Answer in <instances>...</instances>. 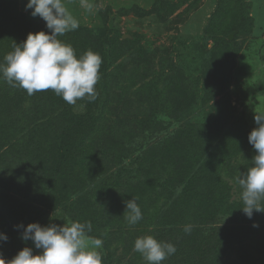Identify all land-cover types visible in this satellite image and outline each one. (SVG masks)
Returning <instances> with one entry per match:
<instances>
[{
	"label": "rangeland",
	"instance_id": "rangeland-1",
	"mask_svg": "<svg viewBox=\"0 0 264 264\" xmlns=\"http://www.w3.org/2000/svg\"><path fill=\"white\" fill-rule=\"evenodd\" d=\"M63 2L79 27L58 39L77 57L91 50L102 58L98 96L70 105L55 94L64 119L76 121L64 135L46 125L47 144L68 138L62 174L40 175L26 139L4 143L0 177L25 171L35 179L5 197L16 212L14 250L0 257L14 258L19 244L41 254L18 225L90 221L109 245L98 249L102 264H146L134 241L149 235L179 247L161 264H264V212L244 214L237 180L253 166L248 136L255 110H264V0ZM26 3L0 0V46L50 33ZM33 102L11 112L24 127L34 123ZM132 198L143 218L130 226Z\"/></svg>",
	"mask_w": 264,
	"mask_h": 264
},
{
	"label": "clouds",
	"instance_id": "clouds-1",
	"mask_svg": "<svg viewBox=\"0 0 264 264\" xmlns=\"http://www.w3.org/2000/svg\"><path fill=\"white\" fill-rule=\"evenodd\" d=\"M26 10L31 9L33 17L39 16L46 22L50 33L39 31L29 33L25 41L14 44V50L7 53L0 63V78L11 87L26 90L29 96L36 92L52 90L70 105L87 98L88 102L97 99L95 85L100 79L102 58L89 50L77 57L69 44L58 39L67 32L79 27L66 8L63 0H27ZM254 121L257 125L248 136L249 143L256 151L253 166L237 178L242 189V211L252 218L254 211L264 212V110H255ZM125 218L130 226L137 224L143 217L136 199L125 202ZM258 227V225H253ZM22 239L31 240L41 254L33 255V249L25 247L11 260L0 257V264H102L98 249L103 245L100 238H90L91 222H69L63 226L39 223L22 224ZM191 225L184 227L190 234ZM8 237L0 233V241ZM134 251L141 254L146 264H161L177 251L169 242L158 241L153 236L138 237L134 241Z\"/></svg>",
	"mask_w": 264,
	"mask_h": 264
},
{
	"label": "trees",
	"instance_id": "trees-1",
	"mask_svg": "<svg viewBox=\"0 0 264 264\" xmlns=\"http://www.w3.org/2000/svg\"><path fill=\"white\" fill-rule=\"evenodd\" d=\"M20 24L21 27L28 28L29 26H31V24H28L27 22L21 23L20 21ZM13 50L14 46H11V44L0 46V63H3L4 56ZM0 84L6 86L4 90H6L7 92L6 98L3 97V95L0 96V151L3 150L5 146L4 143L8 142L12 137L18 136L20 137V139H26L27 141H29L28 143L26 142V144H24V149L26 151L25 156L28 157V160L31 165H33V163H37V161L38 163L40 162V175L45 174L46 176L50 175L51 177H55L62 174L64 172L63 160L65 159L63 152L67 148L68 138L66 139V137L58 135L53 139H49L50 143L47 144V139L44 138L48 135V132L45 130L47 127L46 125L53 126L55 128V131H63L64 133H62V135H64L66 133L71 134L70 129L76 124V121L71 122V124L73 125L72 126L69 121L64 119L63 115L65 114V109L59 107L60 102L56 100L55 93L52 90L36 92L32 96H29L26 90L19 87H11L2 78H0ZM30 98L31 100H34L33 103H35V108L33 109L34 111L32 113L34 115V123L30 124V126L28 125V127H24L23 125H21V123H19L16 117L13 118L11 116V112L16 114L14 108H16L22 103L27 102ZM50 113H52L51 116H49ZM37 115L38 119H35V116ZM50 118L51 120H49ZM91 123L93 122L91 121ZM82 125L84 124L81 123L80 126ZM43 139L45 140L42 141ZM84 144L85 143H81L80 147L83 148ZM225 153L227 156L229 153L228 148L225 150ZM30 174V172L28 173L24 171V174H18L19 176L12 175L6 178L0 177V233H3L8 237L7 241H0L1 255L2 253L5 254L7 248L9 250L12 249L11 246L14 244L13 239L11 238L10 231L12 228V223L15 222L13 220L16 212L14 209L9 207L5 197L9 192H20L28 185V188L31 189V187L34 185L33 181L35 178L32 177V175ZM55 181L56 180L54 179L53 183H55ZM42 191L40 193L41 196L45 193ZM92 233L96 238L102 239V246L104 250L108 252L109 245L105 238L101 234L95 233L93 230ZM167 236L170 239L173 237L171 233H168ZM18 242L19 240L17 241V243ZM22 246L23 247H21L19 244V248H25V245ZM13 250L14 249H12V251ZM200 263L203 264L201 261Z\"/></svg>",
	"mask_w": 264,
	"mask_h": 264
}]
</instances>
